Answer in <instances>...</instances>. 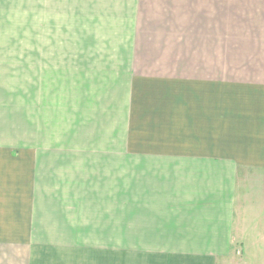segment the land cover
Listing matches in <instances>:
<instances>
[{"label": "crops", "instance_id": "1", "mask_svg": "<svg viewBox=\"0 0 264 264\" xmlns=\"http://www.w3.org/2000/svg\"><path fill=\"white\" fill-rule=\"evenodd\" d=\"M257 246L264 0H0V264Z\"/></svg>", "mask_w": 264, "mask_h": 264}, {"label": "rangeland", "instance_id": "2", "mask_svg": "<svg viewBox=\"0 0 264 264\" xmlns=\"http://www.w3.org/2000/svg\"><path fill=\"white\" fill-rule=\"evenodd\" d=\"M238 249H240V248H236V251L239 253L240 250H238ZM252 250H255V251L257 250L256 251L257 253L255 254L256 255L255 256V261L250 262V264H264V246H262V247H260V246L259 247L258 246L257 247H252ZM239 257H241V256H239ZM256 258H257V260H256ZM238 264H240V262Z\"/></svg>", "mask_w": 264, "mask_h": 264}]
</instances>
